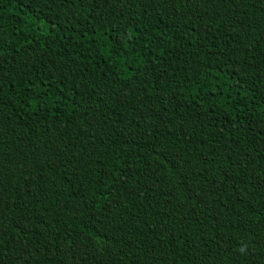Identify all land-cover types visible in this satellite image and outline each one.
<instances>
[{
  "label": "trees",
  "instance_id": "trees-1",
  "mask_svg": "<svg viewBox=\"0 0 264 264\" xmlns=\"http://www.w3.org/2000/svg\"><path fill=\"white\" fill-rule=\"evenodd\" d=\"M0 264H264V0H0Z\"/></svg>",
  "mask_w": 264,
  "mask_h": 264
}]
</instances>
